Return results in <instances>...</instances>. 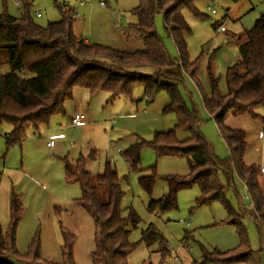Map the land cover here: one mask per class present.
<instances>
[{"label": "rangeland", "instance_id": "obj_1", "mask_svg": "<svg viewBox=\"0 0 264 264\" xmlns=\"http://www.w3.org/2000/svg\"><path fill=\"white\" fill-rule=\"evenodd\" d=\"M15 1L21 0H0V11L5 7L10 15L18 17L20 4L16 6ZM28 1L32 20L40 27L59 21L61 11L71 9L77 14L73 18V33L88 44L127 53L144 50L132 27L137 22L132 11L138 0ZM100 2L105 7L100 6ZM194 5L201 15L195 17L188 9H183L181 14L190 29L185 43L188 60L197 61V83L182 73L177 88L187 111L198 119L196 130L207 142V151L215 158L225 160L229 152L216 123L203 107L202 93L209 94L210 77L218 78L219 92L226 93L225 71L237 63L240 35L264 13V0H200ZM207 8L215 13L210 14ZM33 12H39L41 17L36 18ZM153 24L170 58L177 60L176 48L165 35L161 14L153 18ZM218 25L223 27V32L216 31ZM7 71L6 55L0 51V72ZM141 72L149 74L150 69ZM168 102L164 92L149 101L143 97L140 88L133 91L131 99H112L105 92L89 94L84 89L75 88L72 99L64 103L65 114L51 117L48 125L38 130L28 126L20 146L6 147L4 135L11 127L7 123L0 125V230L3 233L8 225L10 194L19 196L23 207L16 227L15 247L19 254H25L35 239L40 257L60 264L61 231L65 230L75 237L74 263L93 264V221L74 203L80 196V189L76 184H67L64 174V161L72 164L80 156L86 159L85 170L92 175L101 173L106 160L109 161L120 179L122 215L131 209L138 218L137 226L128 236V241L136 247L128 256L127 264H201V248L207 252H225L238 246L236 228L226 224L224 206L219 202L199 206L197 186L178 192L176 209L164 213L147 211L149 201L162 197L167 192V185L160 178L155 179L148 195L139 185V177L150 175V169H154L159 177H184L189 173L188 161L157 157L151 148L143 147L140 151L141 171L131 172L121 153L140 140L151 142L157 133L175 131L180 141L189 136L188 132L176 129L175 115L165 111ZM76 112L86 116L87 123L83 127L73 128L69 124V117ZM256 112L259 116L256 119L228 117L225 125L243 131L246 143L244 162L258 165L264 158V141L257 138L258 132L264 129V110L259 108ZM57 134H62L63 138L48 148L49 136ZM93 152L96 156L91 158ZM219 179L226 189L227 207L241 216L244 214L241 224L248 245L258 258V264H264L257 228L247 216L252 211L247 189L235 174H232L230 183L221 174ZM259 183L264 196V175H260ZM229 185L234 189L231 190ZM244 195L247 198L241 205L240 198ZM149 226L164 239L168 249L164 255L140 242L141 232ZM11 261L19 263L17 259Z\"/></svg>", "mask_w": 264, "mask_h": 264}, {"label": "trees", "instance_id": "obj_2", "mask_svg": "<svg viewBox=\"0 0 264 264\" xmlns=\"http://www.w3.org/2000/svg\"><path fill=\"white\" fill-rule=\"evenodd\" d=\"M197 1L200 0H138L132 11L137 22L132 27L144 50L132 53L88 44L76 37L71 9L61 11L59 21L40 27L32 20L28 0L18 2V17L10 15L3 7L0 11V51L6 55L8 71L0 74V125L7 123L11 127L4 135L6 147L20 146L28 126L38 130L48 125L51 117L65 114L64 103L72 99L75 88L89 94L105 92L112 99H131L133 91L140 88L149 101L164 92L169 100L165 111L175 115L176 129L188 132L189 136L180 141L175 131L157 133L151 142L140 140L121 155L129 171L139 172L140 151L149 147L157 157L187 160L189 173L184 177H159L150 169V175L139 177L138 183L148 195L155 179L160 178L167 185L162 197L149 201L147 211L164 213L176 209L178 192L197 186L198 205L222 204L227 215L226 224L236 228L239 240L236 248L225 252H207L201 248V264H258L241 224L244 214L241 216L227 207L226 189L219 175L229 181L235 174L247 189L252 206L247 216L257 228L260 251L264 252V196L259 186V168L244 162L243 131L225 125L228 117L256 119L259 117L256 111L264 110V13L238 37L239 59L224 74L226 93L219 92L215 77L209 78V94L202 93L203 107L216 123L229 152L227 159L219 160L207 151V142L196 130L198 119L187 111L177 88L182 73L197 83V61L188 60L185 43L190 29L181 14L183 9H188L195 17L201 15L194 5ZM158 14L162 16L166 37L176 48L177 60L170 58L157 35L153 18ZM146 68L150 69L149 74L141 72ZM92 155L91 158L96 153ZM85 162L82 156L72 164L65 160L64 174L67 184H76L80 189V196L74 203L93 221L91 261L93 264H127L128 256L136 247L128 241V236L137 226L138 218L131 209L122 215L120 179L109 161L106 160L103 171L96 175L85 170ZM8 212V225L3 233L0 230V264H14L12 258L17 259L18 264H54L40 257L35 239L25 254L18 253L16 227L23 214L19 196L10 194ZM61 233L60 264H75L72 254L75 237L65 230ZM140 242L147 248L154 247L162 255L168 252L164 239L151 226L141 232Z\"/></svg>", "mask_w": 264, "mask_h": 264}, {"label": "built area", "instance_id": "obj_3", "mask_svg": "<svg viewBox=\"0 0 264 264\" xmlns=\"http://www.w3.org/2000/svg\"><path fill=\"white\" fill-rule=\"evenodd\" d=\"M100 6L105 7L104 3H102V2H100ZM207 10H209V13L210 14H214L215 13V11L213 9L207 8ZM34 15H35L36 18H39L41 16V14L39 12H35ZM73 17L76 18L77 17V14H74L73 13ZM216 31L223 32L224 29H223L222 26L219 25L217 27ZM84 124H85V116L83 114H81V113H78V112L74 113L73 116L70 119V125H71V127H73V128H79V127L83 126ZM262 137H263V132H259L258 133V138L261 139ZM62 138H63V135L52 136L47 141L46 146L50 148V147H52L54 145V141L60 140ZM259 172L260 173H264V166H260L259 167ZM233 189L234 188L231 186V190H233ZM246 198H247L246 195H244V197L240 198V204L241 205H242L243 199H246Z\"/></svg>", "mask_w": 264, "mask_h": 264}, {"label": "crops", "instance_id": "obj_4", "mask_svg": "<svg viewBox=\"0 0 264 264\" xmlns=\"http://www.w3.org/2000/svg\"><path fill=\"white\" fill-rule=\"evenodd\" d=\"M15 4H16V6H18V1H15ZM34 14H35V12H33ZM33 14V15H34ZM41 17V16H40ZM39 17V18H40ZM212 23V22H211ZM84 42H86V41H84ZM87 43V42H86ZM0 74H2L1 72H0ZM84 115V114H83ZM73 115H71L70 117H69V124H70V119H71V117H72ZM85 116V115H84ZM87 123V119H86V116H85V124ZM84 124V125H85ZM83 125V126H84ZM83 126H81V127H83ZM10 131V130H9ZM259 132H263V137L261 138V139H259L258 138V134H257V138L259 139V141H264V129L263 130H260ZM258 132V133H259ZM9 133V132H8ZM7 133V134H8ZM57 135H62V134H57ZM57 135H52V136H57ZM52 136H49V138L50 137H52ZM49 138H48V140H49ZM57 141V140H56ZM56 141H54V142H56ZM54 146V145H53ZM49 148V147H48ZM51 148V147H50ZM262 149H263V151H264V142H262ZM255 166H258V168L260 167V166H264V158L258 163V165H256V164H254ZM260 175H264V173H260L259 174V177H260ZM259 186H260V183H259ZM261 189V188H260Z\"/></svg>", "mask_w": 264, "mask_h": 264}]
</instances>
